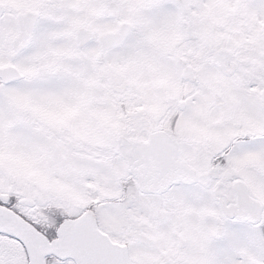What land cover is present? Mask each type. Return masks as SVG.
<instances>
[{
	"label": "snow or ice",
	"instance_id": "snow-or-ice-1",
	"mask_svg": "<svg viewBox=\"0 0 264 264\" xmlns=\"http://www.w3.org/2000/svg\"><path fill=\"white\" fill-rule=\"evenodd\" d=\"M0 264H264V0H0Z\"/></svg>",
	"mask_w": 264,
	"mask_h": 264
}]
</instances>
